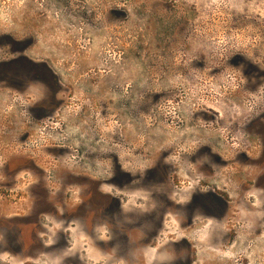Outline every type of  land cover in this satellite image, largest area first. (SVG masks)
<instances>
[{
	"label": "rangeland",
	"instance_id": "374dc122",
	"mask_svg": "<svg viewBox=\"0 0 264 264\" xmlns=\"http://www.w3.org/2000/svg\"><path fill=\"white\" fill-rule=\"evenodd\" d=\"M2 59L26 86L0 90V264H129L63 214L98 174L147 175L104 187L147 233L165 216L135 264H177L184 238L192 264L212 241L219 264H264L262 194L237 190L264 176V0H0ZM191 195L222 211L166 206Z\"/></svg>",
	"mask_w": 264,
	"mask_h": 264
},
{
	"label": "flooded vegetation",
	"instance_id": "af4514ba",
	"mask_svg": "<svg viewBox=\"0 0 264 264\" xmlns=\"http://www.w3.org/2000/svg\"><path fill=\"white\" fill-rule=\"evenodd\" d=\"M28 45L25 46V48L28 47ZM25 48L22 50H25ZM5 65L7 64H5L3 59L0 60V90L5 89V87L16 89L18 87L26 86L25 83L21 85L19 83L6 82L2 75ZM207 152L208 154H210L209 149L207 150ZM115 165L116 162L113 163V167L118 169V167ZM142 176H136V179L140 181L138 186L133 185V179L129 174H125L123 176L120 175V178L117 180H113L112 178H105L100 174L96 175L93 179L82 178V185H84L85 188L83 192L76 194L78 203L63 209V214H65L67 223L78 222V224L81 225L82 228H86L87 226H89V237L94 239L96 246H98L102 252H109L115 247V253L113 254L115 255V260L123 259L124 261H128L129 264L138 263L137 261L140 258L144 259L146 257V249L150 248L151 246H155V233H158L160 229L163 228L165 216H160V219L157 222V226H155L152 234L147 233V229L149 226V219L147 214L148 211H145L144 209L139 210L138 208L126 207L123 198L116 196V194H114L113 192L106 191L104 186H110L115 193L117 190L129 191L136 188L138 189L139 186H142L146 183L148 178L147 175L142 174ZM185 183V181L179 182L180 189L192 188L193 185L191 183L188 182L187 187L184 186ZM237 190L238 192L240 191L241 194L246 193L247 190V192L252 190L262 194L258 198L260 199V208L258 210L253 208L256 205L258 199L252 206L249 205L248 208L252 213L251 216L254 215L255 218H259L261 224L260 226L262 227L264 225V218H261L260 215L264 214V176L256 177L255 181H253V186L248 188L245 184H243ZM70 196L71 195H69V197ZM246 201L248 203V199ZM213 202L214 201L210 199H195V197L191 195V197L185 204L176 203L175 205H172L170 203L166 204V206H169L171 208L175 207L176 209L180 210L183 215L188 214L189 216H193L196 212L195 209L199 206L204 207L206 211L212 213L216 210L215 207L219 208V212L222 211V208L220 209L218 205L214 206ZM225 208L228 209L229 207L226 205ZM212 213H210V215L204 214L203 217H210V219H212L213 221L221 220L217 219L218 217H216V215H212ZM190 220L191 219L189 218L188 221ZM179 226L180 228H184L186 226V223L181 222ZM101 229L105 231V239H102L100 236ZM212 240H214V238ZM65 242H68V236L67 238H65ZM210 243V246L212 247H207V253L209 255L210 262L206 264H219L225 261V256L224 259L219 257L224 254L216 253L217 247L215 245V241H212ZM226 243L228 242L226 241ZM177 247L178 250H184V252L183 254L179 253L177 255L178 259H176V263L192 264L194 261L193 258L195 253L194 251L190 250L191 245L186 241V239H181ZM186 250H190L191 252H186ZM221 251L222 250H219L218 252ZM244 251H246L245 254H251V252L247 251V249H245ZM141 253L142 256L140 257ZM189 253L190 255H188ZM243 258L245 259L247 257L245 255H242V257H239L238 259L243 260Z\"/></svg>",
	"mask_w": 264,
	"mask_h": 264
}]
</instances>
